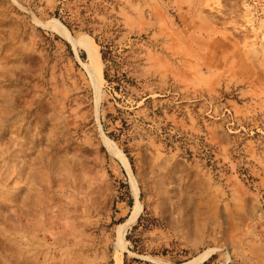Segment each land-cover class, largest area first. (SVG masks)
<instances>
[{
    "label": "rangeland",
    "instance_id": "obj_1",
    "mask_svg": "<svg viewBox=\"0 0 264 264\" xmlns=\"http://www.w3.org/2000/svg\"><path fill=\"white\" fill-rule=\"evenodd\" d=\"M120 260L264 264V0H0V264Z\"/></svg>",
    "mask_w": 264,
    "mask_h": 264
},
{
    "label": "bare ground",
    "instance_id": "obj_2",
    "mask_svg": "<svg viewBox=\"0 0 264 264\" xmlns=\"http://www.w3.org/2000/svg\"><path fill=\"white\" fill-rule=\"evenodd\" d=\"M44 24L48 27L61 31L64 34L67 33L66 29L62 25H60L58 21L56 20L46 21ZM71 41L74 46H82L86 49L88 53V62L86 64V68L93 82L97 84L99 81V78H101V76L103 75L102 68H101L102 60H101V55L99 51L95 48V46L93 45L91 41L83 37L72 36ZM104 141H105V145L107 149L111 153L118 155V156H122L120 149L115 145V143L110 138L105 136ZM132 194L134 196L135 201H134L131 214L124 223L119 225V228H118V244L117 245L121 247V249L125 246V234H126L128 227L133 223V221L138 217V215L141 212L142 204L140 203L139 198H138V185L135 180L133 181V184H132ZM207 255L208 254H206V258L208 257ZM120 263L123 264L121 260H120Z\"/></svg>",
    "mask_w": 264,
    "mask_h": 264
},
{
    "label": "trees",
    "instance_id": "obj_3",
    "mask_svg": "<svg viewBox=\"0 0 264 264\" xmlns=\"http://www.w3.org/2000/svg\"><path fill=\"white\" fill-rule=\"evenodd\" d=\"M96 39H97V38H96ZM97 41H98V39H97ZM103 58L106 59V55H105V54H103ZM105 77H106L107 79H109V80H112V79L109 77V73H108L107 71H105ZM115 86L117 87V85H115ZM125 124H126V123H125ZM110 135L113 136V137H118L119 135H121V133H117V132H115V131H112V132L110 133ZM128 196L130 197L129 204L132 205V203H133V198H131V194H130V193H128Z\"/></svg>",
    "mask_w": 264,
    "mask_h": 264
}]
</instances>
